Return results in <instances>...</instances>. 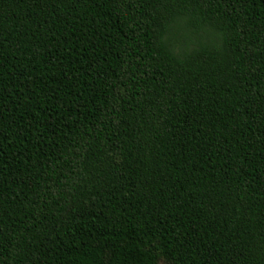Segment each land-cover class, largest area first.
Listing matches in <instances>:
<instances>
[{"label":"trees","instance_id":"obj_1","mask_svg":"<svg viewBox=\"0 0 264 264\" xmlns=\"http://www.w3.org/2000/svg\"><path fill=\"white\" fill-rule=\"evenodd\" d=\"M0 264H264V0H0Z\"/></svg>","mask_w":264,"mask_h":264}]
</instances>
